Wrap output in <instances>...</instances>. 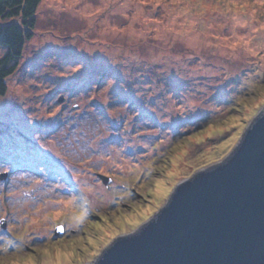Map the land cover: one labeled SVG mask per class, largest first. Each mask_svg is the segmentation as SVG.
<instances>
[{
    "label": "rangeland",
    "instance_id": "374dc122",
    "mask_svg": "<svg viewBox=\"0 0 264 264\" xmlns=\"http://www.w3.org/2000/svg\"><path fill=\"white\" fill-rule=\"evenodd\" d=\"M35 16L0 97V264H89L264 112V0H41Z\"/></svg>",
    "mask_w": 264,
    "mask_h": 264
},
{
    "label": "water",
    "instance_id": "95a60500",
    "mask_svg": "<svg viewBox=\"0 0 264 264\" xmlns=\"http://www.w3.org/2000/svg\"><path fill=\"white\" fill-rule=\"evenodd\" d=\"M97 176L109 188L111 179ZM170 194L149 221L116 237L89 264H264V112L231 152ZM54 233L62 235V227Z\"/></svg>",
    "mask_w": 264,
    "mask_h": 264
},
{
    "label": "trees",
    "instance_id": "16d2710c",
    "mask_svg": "<svg viewBox=\"0 0 264 264\" xmlns=\"http://www.w3.org/2000/svg\"><path fill=\"white\" fill-rule=\"evenodd\" d=\"M40 2L0 0V97L6 95V81L16 72L24 47L32 38Z\"/></svg>",
    "mask_w": 264,
    "mask_h": 264
},
{
    "label": "snow or ice",
    "instance_id": "6c2138e0",
    "mask_svg": "<svg viewBox=\"0 0 264 264\" xmlns=\"http://www.w3.org/2000/svg\"><path fill=\"white\" fill-rule=\"evenodd\" d=\"M29 259H31V258L29 257Z\"/></svg>",
    "mask_w": 264,
    "mask_h": 264
}]
</instances>
